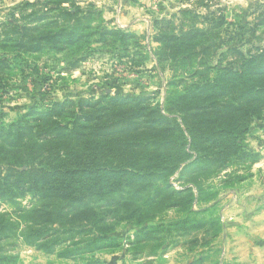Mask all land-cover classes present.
I'll use <instances>...</instances> for the list:
<instances>
[{
	"label": "rangeland",
	"instance_id": "1",
	"mask_svg": "<svg viewBox=\"0 0 264 264\" xmlns=\"http://www.w3.org/2000/svg\"><path fill=\"white\" fill-rule=\"evenodd\" d=\"M59 1L0 0V128L19 127L23 144L34 139L41 155L47 152L39 139L51 136L44 131L56 124L71 129L74 115L80 116L74 127L82 133L97 129L88 144L105 135L111 143L92 151L119 169L102 173L107 187L89 202L108 213L103 225L111 231L64 233L59 222L44 220L61 201L28 189L0 199V215L18 226L10 239H0V257L10 256L0 264H264V0H73L98 12L92 26L132 35L123 43L109 36L102 45L95 32L85 51L78 44L52 47L39 40L61 25L59 10L72 9ZM183 8L213 11L208 19L221 15L223 21L211 27L197 19L204 31L194 48L161 57L155 21L173 17L178 25ZM204 41H212L211 47L198 50ZM194 69L199 74L190 76ZM179 104L198 108L186 119ZM175 124L184 129L181 147L168 154L182 152L180 162L153 176L121 166L124 157L145 153L136 145L140 138L169 140L177 134ZM67 132L63 139H69ZM1 147L10 155L23 149L12 142ZM86 151L73 153L81 157ZM47 177L42 172L36 181L47 184ZM140 189L137 198L132 192ZM146 197L154 208L130 217L125 206ZM188 208L204 225L183 234L174 222ZM148 216L152 221L134 224ZM163 225L171 236L162 234ZM28 228L39 233L20 235ZM141 229L144 236L134 244Z\"/></svg>",
	"mask_w": 264,
	"mask_h": 264
},
{
	"label": "trees",
	"instance_id": "2",
	"mask_svg": "<svg viewBox=\"0 0 264 264\" xmlns=\"http://www.w3.org/2000/svg\"><path fill=\"white\" fill-rule=\"evenodd\" d=\"M64 1L66 3L69 2V6H71L72 9H63L57 12L60 18L59 20H61V25L39 37V40L44 41L46 45L56 47L60 42L74 49V45L78 44L76 47L82 46L85 51L90 48L86 44L87 37L93 36L92 34H95V32L98 35L97 42L102 45L109 42V36V38L113 37L114 40L120 43L125 42L128 37H132V35L125 33L121 29L110 30L104 26H92L90 23L92 20L91 18L93 14L98 12L91 7H76L73 0H61L57 4L63 3ZM209 15H213V11L207 12V15H203L195 13L192 9L183 8L179 11L180 20L178 25L174 24L173 17L170 19L161 18L155 21L158 29L155 38L158 42L163 43V48H161L163 52H160L159 56L167 57L169 54L173 56V54H178L179 48L184 49L187 48L188 45L194 48L193 44L196 43L194 41L196 40L195 37L201 34V31H204L202 27H198L195 24L197 19L200 18L203 23L205 22V24L211 27H217L223 21V16L221 15L216 18L217 21L214 18L210 21L208 19ZM175 28L177 29L176 33L174 32ZM22 36L23 34L21 33L20 37ZM198 42L201 41L199 40ZM209 42L204 41L202 44L198 45V50L205 51L210 48L212 41ZM192 53L195 54L196 52L193 50ZM199 72V70L194 69L191 71L190 76H195L199 74ZM64 105L65 104H62L61 107ZM178 107L184 110L183 112L185 113L186 119L192 114L190 111L191 108H198L197 106H185V104H179ZM159 116L160 118L165 117L169 119V117L165 115L159 114ZM23 117H25V115L19 116L21 119ZM79 117L78 115L73 116L71 129L56 124V126H52L44 131L45 134L51 135L50 137L45 136L39 139L40 142L38 145L41 148L45 147V151L47 152L45 155L36 153L34 149L36 146L34 139H29V141L23 144L22 131L19 127L14 131L0 128V146H3L4 143L12 142L14 145H19L23 148L11 155L5 153L2 147L0 148V167L3 166L1 169H5L4 171L0 170V199L7 200L15 198L28 189H35L38 192L43 191L51 200L61 201L60 205L56 206V210L50 209L47 211V216L44 220H48L52 223L59 222L57 228L62 229L64 233L77 232L82 228L81 232L94 229L99 234H107L111 229L106 226L104 227L103 223L105 219L104 216L108 213L99 210L101 205H96L97 209H95V206L90 205L91 202L89 201L95 194L101 193L107 187V184L104 185L102 182V173L107 172V169L116 170L119 168L117 165L109 163V159H107L104 154L102 155L99 153V155H96V153L92 151L93 148H99L101 145H107L111 142L107 141L108 139L105 138V135L101 134V137H99L100 139H98L94 145L88 144L86 140L94 134V131L97 133V129H92V131H90L92 134L82 133V131L74 127ZM175 125L176 126L172 128V130L175 129L177 134L174 133L175 136L170 137L169 140H161L160 142L155 140L159 138H149L146 136L142 139L140 138L139 144L137 143L136 145L140 146V153H145L141 156L139 153H136L124 157L120 161L121 166L135 167L139 169L141 174H146L147 171L148 175L153 176L157 173L155 171L160 172L163 169H170L175 165V162H180L183 156L182 152H180L181 157H178V155H171V157L169 156L170 154H168L173 153L174 148H176L175 151H177V148L181 147V142L179 140L183 138L180 136L181 134L183 135L184 129L179 128L178 124ZM192 128L200 130L199 125H193ZM67 131H71L72 133L68 136L69 139H63L62 136L68 135L69 132ZM201 137L206 138L207 136L202 134ZM60 141H64L65 143L62 148ZM67 141L69 144L66 143ZM116 142L118 143L117 145L122 144V140L120 139H117ZM78 148L85 151L88 149L83 156H81L82 158L78 157L75 152L73 153V150ZM155 151L156 154L154 153ZM151 153H154V155L150 156ZM145 168L148 170H144ZM42 172L49 176L47 177V184L36 181ZM85 179L86 181H90L91 184H87ZM147 186L143 185L142 189H146ZM142 189L136 192L133 191L132 194L139 198V193ZM144 196H149V192H146ZM111 203L112 202H110L108 206L112 205ZM184 203L185 202H182L180 205ZM48 206L49 205H46L45 209H47ZM102 206H106V204ZM154 206L155 203L146 197L145 200H142L139 204L125 206V210L130 217H133V214L146 212L148 210L147 207L154 208ZM33 212L35 213L37 210L31 211L30 214ZM196 215V211L192 208L186 209L182 219L174 222V229L181 230L183 234L200 231L204 225V221ZM3 216L4 215H0V235H3L0 236V239L6 238V240H8L10 237L14 236V234L10 235V233L16 230L18 226L15 223L12 224L10 221H7L8 219H5V216ZM152 219L151 216H148L144 220L135 219L134 224L139 226L143 222L152 221ZM161 228L163 235L171 236L169 225H163ZM144 232V229L137 231L135 240L133 241L134 244L140 243V239L144 236ZM38 233L39 229L33 228L20 231V235L23 236H28L29 234L37 235ZM36 238L37 237L34 236V240H36ZM95 238L97 237H93V240ZM96 240L105 239L100 238ZM45 246H51V243H47ZM0 258L2 260H9L10 256L3 255Z\"/></svg>",
	"mask_w": 264,
	"mask_h": 264
}]
</instances>
